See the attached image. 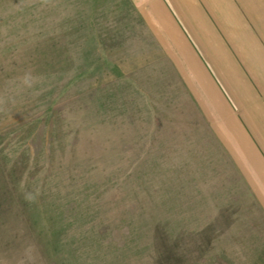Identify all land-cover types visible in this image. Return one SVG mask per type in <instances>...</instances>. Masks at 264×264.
I'll list each match as a JSON object with an SVG mask.
<instances>
[{
    "label": "rangeland",
    "instance_id": "obj_1",
    "mask_svg": "<svg viewBox=\"0 0 264 264\" xmlns=\"http://www.w3.org/2000/svg\"><path fill=\"white\" fill-rule=\"evenodd\" d=\"M228 2L220 77L126 0H0V264H264V0Z\"/></svg>",
    "mask_w": 264,
    "mask_h": 264
},
{
    "label": "crops",
    "instance_id": "obj_2",
    "mask_svg": "<svg viewBox=\"0 0 264 264\" xmlns=\"http://www.w3.org/2000/svg\"><path fill=\"white\" fill-rule=\"evenodd\" d=\"M135 9L136 16L141 21L142 38H147L148 45L153 46L147 52L146 60L182 61L180 76L190 75L191 69L186 61H194L192 73L197 75L196 68L207 71L204 64L218 69L219 72H200L205 76H227L228 48L230 38L228 28L219 30L213 24V13L220 12L219 8H229L228 0H126ZM216 33V38L214 36ZM232 35V34H231ZM224 39V41H223ZM214 42L218 47L214 46ZM224 42V43H223ZM145 43V42H142ZM224 46V49H223ZM264 64V54L260 55ZM203 61L208 63H196ZM220 61V64H217ZM210 62V63H209ZM224 62V63H223ZM188 67V68H187ZM189 70V71H187ZM184 73H183V72ZM186 72V73H185ZM250 109L257 115L260 125L264 127V107L254 98L249 104ZM233 124V122H231ZM234 127V126H233ZM237 143L245 158L247 167L255 168L264 181V166L252 149H247L242 139ZM255 170V171H256Z\"/></svg>",
    "mask_w": 264,
    "mask_h": 264
}]
</instances>
